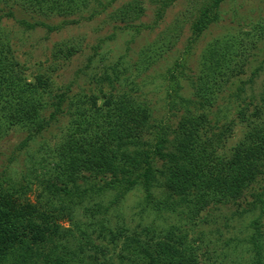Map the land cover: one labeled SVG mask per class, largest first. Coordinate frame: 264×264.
Returning a JSON list of instances; mask_svg holds the SVG:
<instances>
[{"label":"trees","instance_id":"obj_1","mask_svg":"<svg viewBox=\"0 0 264 264\" xmlns=\"http://www.w3.org/2000/svg\"><path fill=\"white\" fill-rule=\"evenodd\" d=\"M89 1L0 0L9 6L0 12V22L6 17L24 31L43 26L51 32L73 23L69 16ZM223 1H206L191 21L185 54L165 74L163 114L146 95L133 90L134 82L129 90L117 89L108 73L94 81V88L74 90L76 81H58L60 68L47 64V59L39 61L37 72L29 76V65L18 56L13 37L8 32L0 36V139L13 127L22 130L21 139L0 164V264H204L206 250L200 251L202 247L185 235L172 236L175 227L164 231L153 219L138 232L108 226L111 207L133 190L141 195V210L155 213L186 206L194 212L240 206L235 214L253 216L242 241L248 247V261L242 264H264V86L257 99L244 94L264 58L244 80L247 58L242 68L234 70L229 45L205 48L190 96L181 93L175 73L185 67L192 41L219 19ZM169 2H162L157 17H162ZM144 10L131 0L115 14L124 27L137 31L134 21ZM35 14L49 19L57 15L61 20L51 23ZM81 50L79 45H60L51 57L67 61ZM220 95L235 109L233 114L215 111ZM64 120L66 128L52 151V173L31 201L30 173L22 170L14 175L11 165L32 141L59 128ZM237 123L243 125L241 136L226 150ZM107 193L112 195L108 205L97 201L83 206L87 218L105 216L81 229L74 222L75 207ZM64 220L76 226L78 235L61 224Z\"/></svg>","mask_w":264,"mask_h":264},{"label":"rangeland","instance_id":"obj_2","mask_svg":"<svg viewBox=\"0 0 264 264\" xmlns=\"http://www.w3.org/2000/svg\"><path fill=\"white\" fill-rule=\"evenodd\" d=\"M129 1L131 0H90L87 5L69 16L73 23L51 32L43 26L24 31L15 21L4 17L0 22V36L8 32L13 37L18 56L29 65V76L37 72L39 61L44 62L47 59V64L59 66L56 78L58 81L63 84L76 81L74 90H77V86L94 88V81L108 73L117 89L129 90L134 82L136 85H133V90L137 94L146 95L152 101L154 109L163 114L167 111L164 103L168 87L165 74L174 67V62L184 56L191 36V21L198 8L208 0H135L145 8L144 14L134 21L138 27L137 31L134 30L135 27H124L115 14ZM164 1H168L169 5L159 18L156 13ZM8 7L0 4V12ZM18 8L19 4L15 6V9ZM16 12L20 16L21 11ZM38 16L51 23L61 20L57 15L50 19ZM97 43H100V46L94 55ZM68 44L81 46V52H77L67 61L51 57V52L57 46ZM215 44L229 45V53L233 58L230 68L234 70L242 68V62L247 58L249 63L244 65L241 74V78L247 79L253 66L258 65L264 58V0H225L221 3L219 19L197 40L192 41L186 53L185 67L182 71L180 68L175 72L180 79L181 93L185 96L193 93L192 82L201 70L203 51ZM81 69L83 71H80ZM180 72L183 74L180 75ZM102 82L105 84L106 81ZM263 86L264 63L253 83L246 85L244 94L252 93L257 99ZM215 100L217 101L213 106L220 115L222 111H229L231 114L235 112V109L229 107L230 104L224 96L220 95ZM66 122L67 120H64L59 128L55 127L44 134V137L32 141L11 165L14 175H19L22 170L30 173L32 183L27 196L31 201L36 200L37 195L43 191L44 181L52 173V151L61 137L62 130L66 128ZM242 129L243 125L237 123L233 135L226 143V150L241 136ZM21 137L22 130L13 127L0 139V164L5 161ZM111 196L107 193L99 199H89L77 205L74 210V222L79 224L81 229H86L90 221L95 223L103 214H97L95 219L87 218L83 214V206H93L97 201L108 205ZM140 202L139 191L127 193L116 206L111 207L106 216L108 226L113 230L121 228L138 232L144 224L153 219L164 231L166 228L175 227L172 236L185 235L190 243L202 247L200 251L206 250L203 256L204 264H242L248 261L245 251L248 247L242 246V241L247 238L249 222L253 216L249 213L235 214L236 208L241 211L240 206H211L198 212L186 206L178 208L176 212L155 213L149 208L142 211ZM61 224L66 228L75 229L74 232L78 235L72 222L64 220ZM207 245L211 249L208 252L205 247ZM119 247L120 242L117 243L115 252Z\"/></svg>","mask_w":264,"mask_h":264}]
</instances>
